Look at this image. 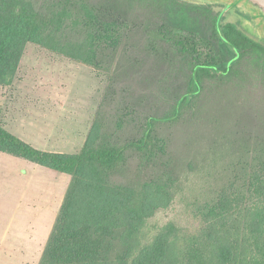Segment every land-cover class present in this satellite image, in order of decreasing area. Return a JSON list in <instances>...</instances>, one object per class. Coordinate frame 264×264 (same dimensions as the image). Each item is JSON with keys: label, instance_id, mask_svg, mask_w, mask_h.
<instances>
[{"label": "rangeland", "instance_id": "obj_1", "mask_svg": "<svg viewBox=\"0 0 264 264\" xmlns=\"http://www.w3.org/2000/svg\"><path fill=\"white\" fill-rule=\"evenodd\" d=\"M87 2L124 20L117 44L94 47L89 63L29 43L14 80L0 84V123L39 149L76 154L86 144L124 145L143 135L150 117L176 114L156 121L155 133L166 141L158 165L144 167L143 153L130 150L114 180L140 187L158 174L175 178L170 204L147 227L153 235L173 225L189 237L228 185L249 196L254 162L264 150V52L249 42L264 45L257 23L244 6L228 10L222 27L239 28L245 45L229 72L208 66L196 83L192 55L152 33L162 27L193 32L211 44L201 62L213 52L226 62L234 54L215 31L225 4ZM72 178L0 151V264L41 263Z\"/></svg>", "mask_w": 264, "mask_h": 264}, {"label": "trees", "instance_id": "obj_2", "mask_svg": "<svg viewBox=\"0 0 264 264\" xmlns=\"http://www.w3.org/2000/svg\"><path fill=\"white\" fill-rule=\"evenodd\" d=\"M111 15L106 17L87 0H0V84L14 80L29 43L92 63L94 47L117 44L126 25L117 11ZM215 31L234 54L226 62L216 52L201 62L202 49L211 44L193 32L162 27L152 34L154 40L192 55L197 83L208 66L229 72L236 56L217 25ZM223 31L241 51L246 35L233 24ZM249 42L264 52L263 44ZM184 96L179 104L186 101ZM175 115L150 117L143 135L124 145L86 144L76 154L39 149L0 123V151L73 177L40 264H264V150L254 162L249 196L228 185L208 211L200 213L205 224L189 237L173 225L153 235L147 227L157 211L170 204L175 178L158 174L140 187L114 180L126 166L130 150L143 153L144 167L158 165L166 141L156 135L155 127Z\"/></svg>", "mask_w": 264, "mask_h": 264}, {"label": "water", "instance_id": "obj_3", "mask_svg": "<svg viewBox=\"0 0 264 264\" xmlns=\"http://www.w3.org/2000/svg\"><path fill=\"white\" fill-rule=\"evenodd\" d=\"M205 2H220L225 4V7L220 12L217 18V29L220 37L226 42L228 45L233 47L236 52V56L233 60L230 61V66L233 62H235L239 56L240 52L236 45H234L224 34L222 28V19L224 14L231 9H236L239 6H244L246 10L250 13V18L255 20L257 23V30L259 32L260 40L264 42V0H201Z\"/></svg>", "mask_w": 264, "mask_h": 264}, {"label": "flooded vegetation", "instance_id": "obj_4", "mask_svg": "<svg viewBox=\"0 0 264 264\" xmlns=\"http://www.w3.org/2000/svg\"><path fill=\"white\" fill-rule=\"evenodd\" d=\"M248 17L250 18V13H249ZM250 19H251V18H250Z\"/></svg>", "mask_w": 264, "mask_h": 264}]
</instances>
